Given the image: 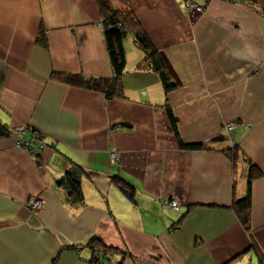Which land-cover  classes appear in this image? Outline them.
<instances>
[{
    "label": "crops",
    "instance_id": "0c3cea01",
    "mask_svg": "<svg viewBox=\"0 0 264 264\" xmlns=\"http://www.w3.org/2000/svg\"><path fill=\"white\" fill-rule=\"evenodd\" d=\"M187 1L111 0L134 14L175 87L165 94L158 72L139 65L144 52L127 31L123 96L107 98L51 77L112 75L97 0H0V123L24 127L0 137V264H93L92 238L115 248L118 264H248L252 254L259 264L264 0H191L201 5L194 13ZM166 105L181 141L200 148L180 145ZM32 133L38 153L19 143L36 146ZM250 164L261 170L251 236L231 205ZM72 165L83 170L82 202L55 183ZM33 195L39 210L27 206Z\"/></svg>",
    "mask_w": 264,
    "mask_h": 264
},
{
    "label": "trees",
    "instance_id": "16d2710c",
    "mask_svg": "<svg viewBox=\"0 0 264 264\" xmlns=\"http://www.w3.org/2000/svg\"><path fill=\"white\" fill-rule=\"evenodd\" d=\"M97 3L112 75L110 77H85L72 73L52 72L51 77L69 84L102 92L107 98L123 96L121 84V75L125 68L123 38L125 33L130 31L136 43L144 52V58L139 65H148L158 72L164 92L167 94L175 87V83L171 80V76L159 57L157 50L154 48L134 14L128 9L114 7L111 0H97ZM37 41L40 44H45V36L42 28L39 29ZM166 111L180 145L183 148H200V143L187 144L181 141L175 117L168 105H166ZM9 134L8 127L0 123V137L8 136ZM228 155L235 161L237 156L235 147H233L230 152L228 151ZM72 170L75 172L73 173ZM82 172L83 170L80 167L72 165L70 169H67L55 181L57 186L65 191L67 198H70L71 201L82 202L83 200V193L80 186V176ZM259 175H261V170L254 164H250L247 173L245 194L241 198H235L231 204L243 228L250 236L251 182ZM113 182L121 191L129 195L130 189L125 188V183H123L120 178H113ZM181 219L182 216H180L175 223L170 225V228H175ZM87 245L92 250L90 261L93 264H105V260H108L106 264H113L108 256L112 251L114 253L116 252L115 248L104 245L96 238L90 239ZM251 247H256L254 242H251ZM255 249L258 254L259 264H264V255L257 248Z\"/></svg>",
    "mask_w": 264,
    "mask_h": 264
},
{
    "label": "built area",
    "instance_id": "2783aa9c",
    "mask_svg": "<svg viewBox=\"0 0 264 264\" xmlns=\"http://www.w3.org/2000/svg\"><path fill=\"white\" fill-rule=\"evenodd\" d=\"M187 8L192 13L201 11V5L196 3V2H194V1H191V0L187 1ZM99 24H101V22H99ZM234 124H235L234 121L228 122V123L225 124V128L227 130H229ZM8 130L12 134H16V133L18 134V133H20L21 131L24 130V127L22 125H19V126H16L14 128H8ZM31 138L33 140H35L36 146H32L27 141H23L21 139L19 140V143H21V144L25 145L26 147H28L31 152L38 153L40 151V149L42 148V146H43V142L40 139L39 134H37V133H32ZM117 158H118V154L116 153V151H111L110 152V160L111 161H115ZM167 204L171 208H174V209H176L178 207V203H177L176 199L168 200ZM27 205L33 210H39L43 206V200H42V198H40V197H38L36 195H33V196H31L28 199ZM113 264H118V263H113Z\"/></svg>",
    "mask_w": 264,
    "mask_h": 264
},
{
    "label": "rangeland",
    "instance_id": "374dc122",
    "mask_svg": "<svg viewBox=\"0 0 264 264\" xmlns=\"http://www.w3.org/2000/svg\"><path fill=\"white\" fill-rule=\"evenodd\" d=\"M246 263H248V264H257L255 256L252 254V262H249L248 260H246Z\"/></svg>",
    "mask_w": 264,
    "mask_h": 264
},
{
    "label": "water",
    "instance_id": "95a60500",
    "mask_svg": "<svg viewBox=\"0 0 264 264\" xmlns=\"http://www.w3.org/2000/svg\"><path fill=\"white\" fill-rule=\"evenodd\" d=\"M72 172L74 173L75 171H74V170H72Z\"/></svg>",
    "mask_w": 264,
    "mask_h": 264
}]
</instances>
